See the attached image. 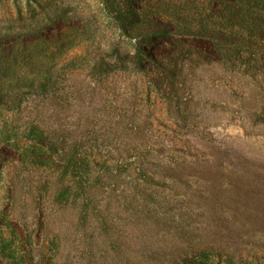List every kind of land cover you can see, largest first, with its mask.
Instances as JSON below:
<instances>
[{
	"label": "rangeland",
	"instance_id": "374dc122",
	"mask_svg": "<svg viewBox=\"0 0 264 264\" xmlns=\"http://www.w3.org/2000/svg\"><path fill=\"white\" fill-rule=\"evenodd\" d=\"M109 1L123 7L124 0H0L4 103L11 101L13 73L47 79L32 94L24 88V97L39 104L34 125L29 109L15 116L5 104L0 108V264H169L172 252L189 251L197 231L151 215L164 197H181L175 186L183 185L164 171V180L155 177L151 188L140 190L129 171L140 159H212L214 149L200 155L203 145L212 144L227 148L238 169H258L251 179L261 184L264 121L256 114L264 112L263 67L230 80L221 67L205 66L207 74L196 72L192 84L185 81L183 94L174 97L177 110H170L144 75L106 66L118 60V41L126 61L136 40L121 37L120 25L105 10ZM66 26L87 41L71 47L73 38L60 40ZM16 41L29 43L33 57H23L29 68L13 72L4 65ZM45 47L52 50L47 57L40 55ZM40 133L61 162L33 156L29 140ZM9 134L22 141L9 142ZM235 177H225L233 181V206L248 207ZM249 239L242 254L264 264V237Z\"/></svg>",
	"mask_w": 264,
	"mask_h": 264
},
{
	"label": "trees",
	"instance_id": "16d2710c",
	"mask_svg": "<svg viewBox=\"0 0 264 264\" xmlns=\"http://www.w3.org/2000/svg\"><path fill=\"white\" fill-rule=\"evenodd\" d=\"M105 5L107 13L113 15V21L120 25L121 37L136 39L134 50L127 53L126 61L119 56L121 43L118 41L115 44L118 60L113 62L112 58L106 66L144 75L155 90L166 96L170 110H177L174 97L183 94L185 81L192 79V84L196 72L207 74L205 66L221 67L222 76L226 79L228 76L230 80L261 67L264 70V0H124L121 9H115L110 1ZM70 38L74 42L71 47L87 41L79 38L76 27L66 26L60 40ZM28 44L16 41L11 45L8 63L4 65L7 70L18 72L29 68V63L23 61L25 56L33 57V49ZM49 51H52L51 47H45L40 55L47 57ZM187 66L192 72L186 69ZM45 79L39 76L16 78L13 73L9 84L11 101L6 104L2 93L4 87L0 83V108L5 104L6 110L11 108L15 116L29 109V121L32 120L34 125L33 118L39 104L31 97H24V88H30V94L42 90L47 83ZM187 98L191 101V97ZM256 117L264 121V112L257 113ZM40 137L41 133L34 134L29 140L34 147L33 156H47L48 162H61L56 151L47 147L48 143ZM7 140L17 143L22 138L18 134H9ZM202 148L206 149L200 155L214 149V157L195 158L199 156L197 154L190 160L184 156L165 164L140 159L129 169L138 179L136 186L140 190L151 188L149 181L155 177L164 180V171L174 174V180L183 185L175 186L176 190H182L181 197H164L160 206H164L166 212L160 206L151 208V215L158 222H167L172 227L183 224L198 233L196 237L199 238L189 243V251L171 253L169 264H260L251 261L253 257L242 254V251L250 237L256 234L264 237V173L261 184L256 185L251 178L259 172L258 169H238L230 161L232 155L227 148L212 144H205ZM232 160L236 161V156ZM189 175L197 180L190 182ZM227 176H236L242 181L244 188L240 192L245 195L244 203L249 200L250 206L245 207L243 203L239 207L233 206L235 190L232 189L233 181L225 178ZM242 200L243 197L239 196L237 202ZM172 204L177 206L169 208ZM195 248L197 251L192 252Z\"/></svg>",
	"mask_w": 264,
	"mask_h": 264
}]
</instances>
